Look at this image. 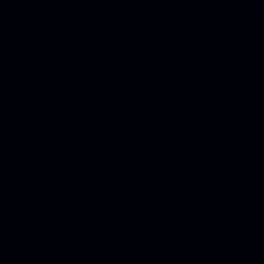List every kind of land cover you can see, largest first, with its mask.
<instances>
[{
  "label": "water",
  "instance_id": "obj_1",
  "mask_svg": "<svg viewBox=\"0 0 264 264\" xmlns=\"http://www.w3.org/2000/svg\"><path fill=\"white\" fill-rule=\"evenodd\" d=\"M0 264H264V0H0Z\"/></svg>",
  "mask_w": 264,
  "mask_h": 264
}]
</instances>
